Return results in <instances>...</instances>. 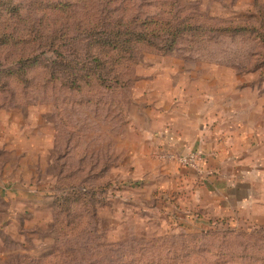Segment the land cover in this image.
<instances>
[{
	"label": "rangeland",
	"instance_id": "obj_1",
	"mask_svg": "<svg viewBox=\"0 0 264 264\" xmlns=\"http://www.w3.org/2000/svg\"><path fill=\"white\" fill-rule=\"evenodd\" d=\"M93 11L153 35L92 39ZM188 88L264 160V0H0V264H264V177L202 194L161 141Z\"/></svg>",
	"mask_w": 264,
	"mask_h": 264
},
{
	"label": "crops",
	"instance_id": "obj_2",
	"mask_svg": "<svg viewBox=\"0 0 264 264\" xmlns=\"http://www.w3.org/2000/svg\"><path fill=\"white\" fill-rule=\"evenodd\" d=\"M190 90L188 88L184 92L179 89L177 93L171 89L163 90V102L167 104L165 108L163 104V120L168 119V124L163 125L161 141L163 145L181 151H186L188 146L190 150L204 151L207 160L199 173L202 181H199L196 190L218 198L222 195L228 199L235 198L242 189L248 187L252 174L263 181L264 160L261 156H254L259 141L256 138L258 133L248 127L233 96H230L232 99H222L220 105L209 104L205 91L188 92ZM186 101L193 105L186 106ZM189 128L192 134L187 137L185 134Z\"/></svg>",
	"mask_w": 264,
	"mask_h": 264
},
{
	"label": "trees",
	"instance_id": "obj_3",
	"mask_svg": "<svg viewBox=\"0 0 264 264\" xmlns=\"http://www.w3.org/2000/svg\"><path fill=\"white\" fill-rule=\"evenodd\" d=\"M100 14V11H93L89 16L91 19L89 23L92 27L87 31L88 37L92 39H100V37L105 34L104 37L100 39V41L110 40L113 42L116 48L118 45H121V48H123L125 41L121 38L125 37L126 35H131L135 41H148L151 35H153V31H150V29L146 31L143 30L144 32H139L138 30H140V28L138 30L135 29L133 32H130V34H127L126 32H129V30L124 31V28L130 27L131 24H126L120 17L116 20H112L109 16L102 17ZM111 25H114V28L111 29ZM170 35L175 37L176 32L171 31Z\"/></svg>",
	"mask_w": 264,
	"mask_h": 264
},
{
	"label": "built area",
	"instance_id": "obj_4",
	"mask_svg": "<svg viewBox=\"0 0 264 264\" xmlns=\"http://www.w3.org/2000/svg\"><path fill=\"white\" fill-rule=\"evenodd\" d=\"M207 154L202 150H189L185 152L180 162L183 165L190 167V169H194L198 172H201L204 168L205 162L207 160Z\"/></svg>",
	"mask_w": 264,
	"mask_h": 264
}]
</instances>
